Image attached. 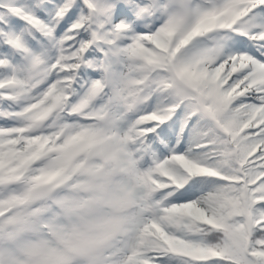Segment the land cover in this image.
Listing matches in <instances>:
<instances>
[{
	"label": "snow or ice",
	"instance_id": "6c2138e0",
	"mask_svg": "<svg viewBox=\"0 0 264 264\" xmlns=\"http://www.w3.org/2000/svg\"><path fill=\"white\" fill-rule=\"evenodd\" d=\"M0 264H264V0H0Z\"/></svg>",
	"mask_w": 264,
	"mask_h": 264
}]
</instances>
